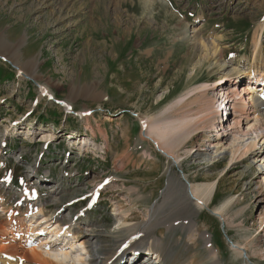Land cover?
Listing matches in <instances>:
<instances>
[{"label": "rangeland", "instance_id": "374dc122", "mask_svg": "<svg viewBox=\"0 0 264 264\" xmlns=\"http://www.w3.org/2000/svg\"><path fill=\"white\" fill-rule=\"evenodd\" d=\"M195 16L203 19L197 28L204 36L223 23L216 34L223 38V63L211 60L193 71L196 58L186 62L195 48L183 32L190 31L189 19ZM263 23L264 0H0V145L10 146L0 148V180L13 183H0L1 194H9L6 204L15 201L22 177L41 191L42 203L62 206L61 216L72 219L64 208L76 202L75 223L92 226L105 247L114 249L128 237L121 229L146 222L151 210L166 201L173 229L158 221L152 232L172 249L173 258L164 264H213L218 258L220 264H264V140H259L264 126H256L257 139L248 132L239 140L257 122L230 109L217 136H224L222 142L210 146L208 140L217 134L213 120L176 150V163L146 137L143 125L144 118L157 119L202 82L217 85L208 92L215 102L219 91L225 92L217 80L225 74L236 80L258 35L264 51V28L258 29ZM246 82L234 85L238 97ZM83 130L82 137L74 133ZM251 138L256 147L245 159L237 154L230 161L233 148ZM209 184L214 185L209 200L200 207L190 204L185 186ZM55 189L57 196L52 195ZM95 191L100 194L97 206L80 217L78 211ZM168 192L176 201L166 198ZM181 199L185 203H176ZM222 206V216L215 215ZM181 223L205 232L217 258L203 240H190ZM6 240L10 251H19L18 241ZM77 240L74 254L87 264ZM192 242L195 248L186 247ZM232 243L246 251L234 250Z\"/></svg>", "mask_w": 264, "mask_h": 264}, {"label": "bare ground", "instance_id": "6f19581e", "mask_svg": "<svg viewBox=\"0 0 264 264\" xmlns=\"http://www.w3.org/2000/svg\"><path fill=\"white\" fill-rule=\"evenodd\" d=\"M200 21L201 19L194 18L191 25L194 23H199ZM263 28L264 23L259 26L258 29ZM183 37L184 40L189 41V43H191V45L195 48V53L191 52L192 54L189 55V58L186 62V64H188L191 62L190 60L192 58H196L195 63L191 66L193 71H195L196 68L203 66L205 63H209L211 60H216L217 62H219V64L223 63V50L221 49V42L223 41V38L220 35L204 36L202 35L200 28L192 26L190 27V31L185 30V32H183ZM252 43L253 50L250 58H247V62L245 64L247 67L245 70L240 68L236 76L237 79L242 76H247L249 77V79H254L259 76L258 79L253 80V85L255 87L256 85L257 87L259 85L264 86V51L262 45V37L259 35L256 36ZM219 80L223 81V83L225 84L223 85V89L228 92L225 94H222L221 92L217 94L222 96L219 97V99L224 98V101L227 104L230 101L233 102L234 99L230 98L228 94L231 93L232 95V93H234L233 96L238 97V94H236V87L234 86L238 82L232 80V76L230 74L221 76L217 80V82ZM226 81H229V84H226ZM240 82L243 81L239 80V83ZM249 87L250 82H248L247 85H243L241 87L243 88L242 90L244 94L241 97H238L239 101L235 103L236 105L234 106L236 107H233L232 110L239 117H242L243 115H252L255 119L254 122L257 123L250 125V127L247 128L246 132H241L239 140L246 137L248 135V132L254 133L255 139H257L259 136H257L255 133V131H257L255 129L256 126L259 125V129L260 126H264V94H251V92H249L251 91V88L249 89ZM255 87L254 89H258L257 87ZM216 89L217 85H211L209 82H202L180 95L171 105L164 109V111L157 119H153L154 117L152 119L148 117L144 118L143 125L145 128L146 137L155 143V146H157L163 152V154H165L166 158L173 159L174 162L177 163L176 160L180 157H178L177 155L175 156L176 152H178L176 150L179 149V147L182 146L187 140H189L194 132H196V134L204 133L208 128V125L212 123L213 117L220 114L218 113V110L214 108V105L217 104L219 99L217 98V100H215L214 102V100L208 96L209 91H216ZM40 90L42 92L41 88ZM259 90L264 91V88L260 87ZM192 97L194 98L192 99ZM192 103L197 104V108H194L195 110L192 109L193 106L192 108H190V105ZM222 106L223 103L219 105V107ZM228 109L230 108L228 107ZM225 110L226 108L224 107L219 112L222 113L223 111L225 112ZM172 111H174L173 114L167 115ZM165 113H167V117L166 115H164ZM224 114H227L228 116V113ZM224 114H221L223 116H221L220 119L223 120L226 118ZM224 121L225 122H221V124L217 126L215 125L214 129L217 134L214 135V138L212 137V140H208L211 141L210 146L213 144L215 146H218L222 142L220 140L223 139L222 137L224 136L221 134L220 139H217V136L219 135L221 130L224 129L223 126L224 124L228 123L229 119ZM86 123H89L88 118L86 119ZM229 127H231V130L233 129L232 126H227V128ZM84 131L85 130L79 132L74 131V133H78L79 136L82 137L86 135ZM92 137L95 138V136ZM261 138H263L264 140V134L259 138V140H261ZM86 145L87 144L84 142L83 146L85 147ZM256 145L257 144L255 143L254 138H251L250 142L248 143L242 141L231 151L230 161H233L237 154H239V157L243 156L242 159H245L246 155L252 149H254ZM217 150L218 148H216V152ZM172 190L174 189L171 188L170 191ZM185 190L190 204L194 202L198 207H200L199 204H201V202H206L209 200V197L214 190V185L209 184L205 187H196L190 185L188 189L185 186ZM58 194L59 190H54L52 192L53 196H57ZM35 195L36 191H33L32 194H27L25 197H22L18 202L13 204V207H15L13 208L12 206L5 203V199L7 198V196L2 195L0 192V213H2V216H5L6 221L10 225L9 229H5V227L0 224V258L1 256H3V259L0 260V264H17L16 262L19 259L23 262V264H82L79 257L74 254L77 251L75 252L73 248L75 239H78L80 237L81 239H83V241L77 240L76 242L79 243L80 247L84 246L82 249L84 253L88 255L87 264H130L124 261L130 259L124 258V255L129 251L134 255L135 252H142V250L152 252L155 251V253L153 254H157V256L155 260H152V258L148 256V253L146 256H144V258L146 259H144L141 264H164L166 260L170 261L173 258L171 247H166L165 244L163 245L164 242L160 239L154 238L152 234L153 230L157 226L158 221H162L164 224H167V229H173V227L169 225L175 224L172 217L165 215L166 201H164L157 208L151 210L150 217L146 222L121 229L122 235H127L128 237L119 239V244L116 248L107 249V247H105L104 245V242L102 241V235L100 232L95 231L92 226H86L85 228H82L81 226L74 225L73 227V224H71L65 217L56 213L57 210L60 209V207H57L56 205L53 207H49L46 204L41 207H35L34 205L30 204L31 202L36 201ZM166 198L171 202L176 201L175 195L171 192H168V194H166ZM179 202L185 203V200L181 199L176 203ZM224 206H222L218 210H214L215 215L222 216V211L226 208ZM13 211L15 213L11 214ZM118 213L119 212H117V215ZM127 218L129 219V217ZM156 218H159L160 220H157ZM34 219L36 220L34 221ZM32 221L34 222L29 225L27 229H25V224ZM36 223L37 228H33L32 226ZM60 223H63L64 226L69 224L67 227H65L66 233L69 234V243H67L64 247L55 246L51 248L49 247V245H46L45 243L41 244L40 241H38V238H40H36V234L38 231L47 233L50 230L49 235L50 239H52L53 236L57 235L54 231V226L58 227ZM41 224H44V226L41 227ZM180 225L181 229L188 230V237L190 238V240L192 236L198 238V240H203L209 255L213 258H217L218 251L213 249L210 237L205 232H196L194 226L187 228V226H185L183 223H181ZM7 234H10L7 237L8 239L10 238L12 239V241H19V251L9 250L5 237L7 236ZM233 245L231 247L236 251L240 249L246 251V249L238 247L240 245ZM188 246H192L193 248H195L196 243L192 242L190 244H186V247ZM122 247L126 248L121 249ZM24 253H28L30 255L26 256ZM248 259L250 260V257H248ZM185 264L194 263L188 262ZM213 264H220L219 258Z\"/></svg>", "mask_w": 264, "mask_h": 264}]
</instances>
